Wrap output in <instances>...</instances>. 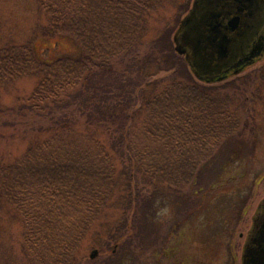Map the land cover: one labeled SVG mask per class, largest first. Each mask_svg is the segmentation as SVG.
<instances>
[{
    "label": "trees",
    "instance_id": "16d2710c",
    "mask_svg": "<svg viewBox=\"0 0 264 264\" xmlns=\"http://www.w3.org/2000/svg\"><path fill=\"white\" fill-rule=\"evenodd\" d=\"M33 1L27 38L6 33L0 45V141L24 146L12 159L0 152V208L33 264H74L108 211L122 216L116 245L129 215L147 229L162 189L193 185L244 126L223 99L232 80H196L170 34L146 40L163 0ZM38 38L73 51L39 55ZM21 80L33 81L29 94L3 104Z\"/></svg>",
    "mask_w": 264,
    "mask_h": 264
},
{
    "label": "rangeland",
    "instance_id": "374dc122",
    "mask_svg": "<svg viewBox=\"0 0 264 264\" xmlns=\"http://www.w3.org/2000/svg\"><path fill=\"white\" fill-rule=\"evenodd\" d=\"M193 1L163 0L149 21L146 40L167 33L172 41ZM34 6L33 0H0V45L10 34L14 42L27 38L37 21ZM34 47L49 58L73 51L62 39L38 38ZM231 80L234 88L223 99L244 126L243 135L224 143L193 185L179 194L162 189L147 229L141 222L134 225L129 215L132 230L126 242L116 245L109 239L122 216L118 209L108 211L95 234L81 243L74 264H241L245 238L264 199V58ZM32 87V80L19 81L8 95H1L2 103L11 105L14 97L27 96ZM7 144L0 141V152L11 159L24 147ZM8 213L0 208V264H33L25 254L21 226ZM94 249L98 255L90 260Z\"/></svg>",
    "mask_w": 264,
    "mask_h": 264
},
{
    "label": "water",
    "instance_id": "95a60500",
    "mask_svg": "<svg viewBox=\"0 0 264 264\" xmlns=\"http://www.w3.org/2000/svg\"><path fill=\"white\" fill-rule=\"evenodd\" d=\"M173 42L198 81L221 82L264 58V0H194ZM241 264H264V199Z\"/></svg>",
    "mask_w": 264,
    "mask_h": 264
},
{
    "label": "flooded vegetation",
    "instance_id": "af4514ba",
    "mask_svg": "<svg viewBox=\"0 0 264 264\" xmlns=\"http://www.w3.org/2000/svg\"><path fill=\"white\" fill-rule=\"evenodd\" d=\"M254 218H255V216H254ZM254 218H253V220H254ZM252 227H253V222H252ZM251 229H252V228H251ZM251 229H250V231H251ZM248 235H249V234H248ZM247 238H248V236L245 238L244 245L246 244ZM243 249H244V246H243ZM242 253H243V252H242Z\"/></svg>",
    "mask_w": 264,
    "mask_h": 264
}]
</instances>
